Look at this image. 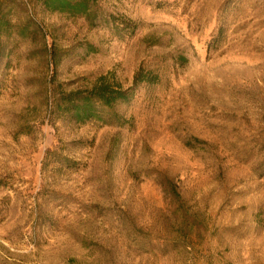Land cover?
Returning a JSON list of instances; mask_svg holds the SVG:
<instances>
[{"label": "rangeland", "instance_id": "rangeland-1", "mask_svg": "<svg viewBox=\"0 0 264 264\" xmlns=\"http://www.w3.org/2000/svg\"><path fill=\"white\" fill-rule=\"evenodd\" d=\"M89 5L0 0V264H264V0Z\"/></svg>", "mask_w": 264, "mask_h": 264}, {"label": "trees", "instance_id": "trees-1", "mask_svg": "<svg viewBox=\"0 0 264 264\" xmlns=\"http://www.w3.org/2000/svg\"><path fill=\"white\" fill-rule=\"evenodd\" d=\"M89 3L90 0H44L45 6L50 10L84 14L92 22V10ZM141 81L152 82V78L145 75L140 69L135 73L131 87L123 89L100 81L89 89L62 93L56 106L76 122L95 119L111 123L118 119V114L113 110L115 103L130 100L134 93V87Z\"/></svg>", "mask_w": 264, "mask_h": 264}]
</instances>
